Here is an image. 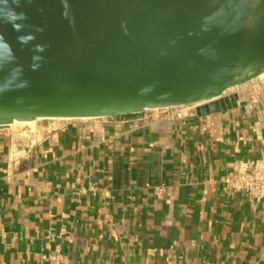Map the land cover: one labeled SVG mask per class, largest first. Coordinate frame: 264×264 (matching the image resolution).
I'll use <instances>...</instances> for the list:
<instances>
[{"label":"crops","instance_id":"1","mask_svg":"<svg viewBox=\"0 0 264 264\" xmlns=\"http://www.w3.org/2000/svg\"><path fill=\"white\" fill-rule=\"evenodd\" d=\"M260 80L206 116L0 126V264H264V199L228 182L264 156Z\"/></svg>","mask_w":264,"mask_h":264},{"label":"water","instance_id":"2","mask_svg":"<svg viewBox=\"0 0 264 264\" xmlns=\"http://www.w3.org/2000/svg\"><path fill=\"white\" fill-rule=\"evenodd\" d=\"M264 73V0H0V126L238 106Z\"/></svg>","mask_w":264,"mask_h":264},{"label":"built area","instance_id":"3","mask_svg":"<svg viewBox=\"0 0 264 264\" xmlns=\"http://www.w3.org/2000/svg\"><path fill=\"white\" fill-rule=\"evenodd\" d=\"M255 80H259V78ZM195 110L196 107L180 105L146 109L144 112H150V115L156 120H183ZM228 182L234 191L244 193L252 200L261 201L264 199V156L258 159L239 160L230 172ZM156 191L158 195L163 194L162 187H157ZM3 232L0 228V233Z\"/></svg>","mask_w":264,"mask_h":264},{"label":"rangeland","instance_id":"4","mask_svg":"<svg viewBox=\"0 0 264 264\" xmlns=\"http://www.w3.org/2000/svg\"><path fill=\"white\" fill-rule=\"evenodd\" d=\"M235 91H238L237 87L235 88ZM62 123L63 122H59L58 120H43V121H39L38 122L37 128H30L29 126L25 125L23 127L15 126V127H12V129L14 131H18L20 133L27 132L29 134H30L31 131H34L33 134L41 135L44 132V130H46L47 128L50 129V128H53V127H58ZM41 126L43 127V129L40 128Z\"/></svg>","mask_w":264,"mask_h":264},{"label":"bare ground","instance_id":"5","mask_svg":"<svg viewBox=\"0 0 264 264\" xmlns=\"http://www.w3.org/2000/svg\"><path fill=\"white\" fill-rule=\"evenodd\" d=\"M258 78L264 79V73L261 74ZM234 90H235V88H232V89H229L226 92L229 93V92H233ZM188 106L197 107L198 105H188ZM82 119L83 120H86V119H89V118H82ZM43 120H58L59 122H66V121L72 120V118H43V117H40V118H37L36 120H33V121H15L14 123H12L9 126H13V127H15V126L23 127V126L27 125L30 128H37L38 122L39 121H43ZM40 128L43 129L42 126Z\"/></svg>","mask_w":264,"mask_h":264}]
</instances>
